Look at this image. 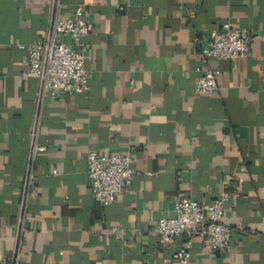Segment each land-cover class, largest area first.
I'll use <instances>...</instances> for the list:
<instances>
[{"label": "crops", "instance_id": "crops-1", "mask_svg": "<svg viewBox=\"0 0 264 264\" xmlns=\"http://www.w3.org/2000/svg\"><path fill=\"white\" fill-rule=\"evenodd\" d=\"M80 6L89 88L50 97L24 80L28 45ZM246 28L248 55L206 58L213 30ZM69 42V38H64ZM206 67L218 89L195 90ZM128 153L134 177L106 206L89 151ZM230 192L231 245L188 264H264V0H0V264H178L159 243L176 198Z\"/></svg>", "mask_w": 264, "mask_h": 264}, {"label": "built area", "instance_id": "built-area-1", "mask_svg": "<svg viewBox=\"0 0 264 264\" xmlns=\"http://www.w3.org/2000/svg\"><path fill=\"white\" fill-rule=\"evenodd\" d=\"M92 29L83 9L78 6L67 16L56 17L48 34L25 48L26 69L21 77L36 79L42 92L50 97L76 95L89 88V71L84 65L87 47L81 38ZM69 38L65 42L64 38ZM253 35L242 27L213 30L208 34L201 53L216 60L238 59L249 54ZM219 70L204 68L195 83V90L210 94L219 87ZM90 193L100 205L114 202L134 177L133 159L128 153L103 154L91 150L86 160ZM230 192L222 191L209 202L199 203L181 196L175 199L173 214L161 216L156 224L159 243L169 244L173 238L184 237L183 246L173 254L178 264H188L190 249L199 239L209 254L225 251L231 245V228L222 221L224 205Z\"/></svg>", "mask_w": 264, "mask_h": 264}]
</instances>
